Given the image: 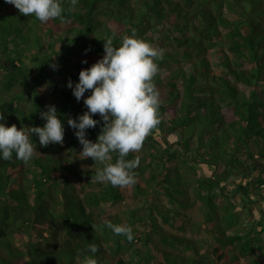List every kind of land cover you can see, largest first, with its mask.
Segmentation results:
<instances>
[{"label": "trees", "instance_id": "1", "mask_svg": "<svg viewBox=\"0 0 264 264\" xmlns=\"http://www.w3.org/2000/svg\"><path fill=\"white\" fill-rule=\"evenodd\" d=\"M62 7V20L40 23L0 0V112L5 117L0 123L43 127L41 111L55 105L65 129L59 145L79 143L67 121L87 108L76 100L68 81L78 83L79 72L103 58L104 40L114 37L119 46L121 37L136 29L164 56L157 61L160 72L154 80L161 122L145 139L146 153L127 157L140 158L132 188L135 196L164 192L170 201L180 200L189 183L181 166H212L214 175L199 177L197 183L204 219L191 226L205 235L195 239L182 234L189 221L158 203L145 206L149 218L134 207L127 218L114 213L113 203L123 200L125 192L109 183L81 196L70 175L93 183L103 165L79 168L67 157L50 155L49 144L38 146L28 164L15 153L11 160L0 154V264H83L85 256L93 255L90 244L99 248L98 264H246L247 257L264 264V256L255 255L264 253L256 245L264 221L260 230L232 229L240 224L235 194L249 199L253 192L264 198V0H78L74 8L70 0H62ZM69 63L79 72L59 78ZM23 100L32 105L20 109ZM10 106L19 109L11 114ZM93 119L100 123L86 130V138L96 142L103 121L97 115ZM171 135L177 139L170 141ZM115 158L113 153V162ZM234 173H241L246 183L231 190L222 181ZM218 190L227 198L222 207L215 199ZM159 214L181 232L166 229ZM107 221L130 225L134 239L115 235ZM140 222L146 230L138 227ZM152 232L164 247L153 242ZM124 246L138 253L136 263L125 259Z\"/></svg>", "mask_w": 264, "mask_h": 264}, {"label": "clouds", "instance_id": "2", "mask_svg": "<svg viewBox=\"0 0 264 264\" xmlns=\"http://www.w3.org/2000/svg\"><path fill=\"white\" fill-rule=\"evenodd\" d=\"M13 5L23 16H34L40 23L52 19H63L62 0H5ZM78 0H70L72 8ZM71 10V9H70ZM113 38L104 40L102 59L90 68L79 72V81L73 87L69 79L67 87L72 89L77 101L85 92L91 94L84 98L87 108L76 119L69 118L68 125L76 130L75 136L82 145L79 155L91 158L103 165L97 168L94 179L98 183H109L113 187L127 188L135 185V169L140 164L139 156L127 159L130 153L142 149L146 137L160 124V92L154 82L160 68L157 61L163 59L164 51L138 37L136 29L121 37L119 46H114ZM86 63L87 61H83ZM51 67L56 68L55 64ZM40 117L46 123L43 127H10L0 123V154L4 160L16 159L28 164L38 152L32 142V134L39 139L41 147L49 144H62L64 125L55 105H46ZM99 115L103 121L96 142L87 139V129L95 128L100 121L93 119ZM5 117L0 112V121ZM113 153L116 154L113 162ZM105 226L115 235H122L129 242L134 239L132 227L127 224H114L107 221ZM94 228L95 226L92 225ZM83 264H98L95 254L99 248L90 244Z\"/></svg>", "mask_w": 264, "mask_h": 264}, {"label": "rangeland", "instance_id": "3", "mask_svg": "<svg viewBox=\"0 0 264 264\" xmlns=\"http://www.w3.org/2000/svg\"><path fill=\"white\" fill-rule=\"evenodd\" d=\"M79 72V68L74 63H69L66 66H64L61 74L58 75L59 78H62L64 76L71 77L74 74H77ZM37 79L32 80L33 83H37L40 80V77ZM76 83L73 82V87ZM48 87V90L50 92V84L46 85ZM18 87L24 88V86L18 85ZM70 89V88H69ZM72 91V89H70ZM51 93V92H50ZM90 92H85L84 97L81 98V100L84 101V98L89 96ZM31 101H24L20 104V109L27 108L31 106ZM19 108H14L12 106L9 107V112L11 114H14L15 111ZM16 117L19 115L16 113ZM97 117H100L97 114ZM101 118V117H100ZM152 133V131H151ZM150 133V134H151ZM155 137L159 140L160 144L165 147L166 144L164 143L163 136L160 132H157L154 134ZM170 141H175L177 139L176 135L169 136ZM34 145H36V148L40 146L39 141L33 142ZM147 143L144 141L142 149L139 152L146 153L145 145ZM52 147L47 149V152L56 157V158H64L67 157L71 160L72 163L78 164L79 168L87 169L92 167H97L99 165V162H94L91 158L83 159L79 153L82 151V145L80 143H75L72 145V147H65L61 146L59 144H51ZM65 145V144H64ZM177 148L176 145L173 146V149ZM136 152V153H139ZM148 159V156L145 158ZM174 166V165H173ZM172 166V167H173ZM182 170L186 173V178L189 180V183L187 185L188 192L185 195H180V200H174L170 201L169 197L166 193L161 192V195L158 194V192H149L148 195H136L135 192L131 187L122 188V190L125 192V198L123 200H120L119 202L113 203L114 204V213H119L121 216L127 218L129 215L128 211H131V208H138L137 214L141 216H146V218L151 217L148 215L149 210L146 209V205H152L154 207H157L158 205L155 203H158L159 205L163 206L165 210L169 212L171 215H175L178 218L182 220H188L190 223V227L187 228L185 233L182 234H188L195 239H200L205 234L202 231H195L191 226L193 223H196L197 221H201L204 219V203L198 196V178L206 175L213 176L214 175V168L206 163L197 162L196 165L192 166L191 168H188L187 166H181ZM172 174L176 173V169H171ZM74 185L76 186L77 192L83 196L89 191H99L102 189L107 183H98L95 180H93V183H89L88 180H80L76 176H71ZM239 183H246V178H243V175L241 173H234L231 176H228L227 180L222 181V185H225V187H228L229 189L233 190L237 188V185ZM70 189V188H69ZM67 187V190H69ZM152 188H150L149 191H151ZM218 195L216 196V201L218 202V205L221 207L224 205V203L227 202V198L224 194L220 192V190L217 191ZM246 195H242V193H237L234 196V201L237 203V213L239 215V225L233 226L232 229H236L239 232H245L249 231L250 229L256 228L257 230H260L262 228L260 221H264V198H260L257 196L256 193L250 194L249 199L245 198ZM248 197V196H247ZM182 202H187L189 205L183 206L181 204ZM105 204H111V203H105ZM100 211V209H99ZM224 209H221V212H223ZM100 214V212H99ZM164 217L162 214H159L158 222L163 224L166 229H169L175 233H179L181 231H178L176 227L170 226L168 223L164 221ZM188 223V224H189ZM138 227L140 229L146 230V226L143 224L137 223ZM146 224V223H145ZM159 224H157L158 226ZM233 231V230H232ZM144 233V232H143ZM153 236V242L157 245L163 246V243L160 242L158 237L156 236L155 232H152ZM262 240H259L256 245L261 246L262 250L264 251V231L261 233ZM10 238V237H9ZM182 239L178 238V242L181 243ZM183 244V243H182ZM125 245H128L125 243ZM167 247V246H166ZM168 248V247H167ZM124 257L129 261L130 263H136V260L139 258V255L136 251H132L128 246H124ZM255 255L258 257H263L264 253H262L260 250L255 252ZM246 264H253L251 262L250 257L244 258Z\"/></svg>", "mask_w": 264, "mask_h": 264}]
</instances>
